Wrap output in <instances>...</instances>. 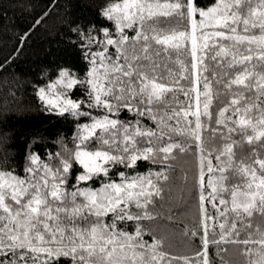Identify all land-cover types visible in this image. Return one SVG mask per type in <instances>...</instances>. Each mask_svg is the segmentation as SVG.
Segmentation results:
<instances>
[{
	"label": "snow or ice",
	"instance_id": "snow-or-ice-1",
	"mask_svg": "<svg viewBox=\"0 0 264 264\" xmlns=\"http://www.w3.org/2000/svg\"><path fill=\"white\" fill-rule=\"evenodd\" d=\"M67 30L31 84L70 136L34 134L0 168V264H231L222 245L264 264V0H100ZM178 166L190 254L158 230Z\"/></svg>",
	"mask_w": 264,
	"mask_h": 264
},
{
	"label": "trees",
	"instance_id": "trees-1",
	"mask_svg": "<svg viewBox=\"0 0 264 264\" xmlns=\"http://www.w3.org/2000/svg\"><path fill=\"white\" fill-rule=\"evenodd\" d=\"M99 2L71 0L69 7V0H0V168L5 167L20 146L34 134L48 136L58 128L70 136L66 128L56 123L52 114L43 111L31 81L42 66L66 58L69 16L76 20L95 21ZM252 3H258V0H252ZM37 20L39 23H35ZM29 29L28 36L21 38ZM182 59L187 62L189 58L185 55ZM169 63L178 69L177 64ZM185 159L178 156L177 165ZM184 171L178 166L170 173L164 203L173 218L158 229L178 254H190V249L199 242L198 238L196 243L185 239L181 231L185 224L194 223L197 212L195 200L186 188ZM187 171L190 178L191 170ZM257 222L264 226V220L258 214L253 217V230ZM222 248L220 255L231 264H246L248 254L242 253L238 246L222 245ZM214 255L216 248L210 245L209 256ZM216 259L219 261V256Z\"/></svg>",
	"mask_w": 264,
	"mask_h": 264
}]
</instances>
